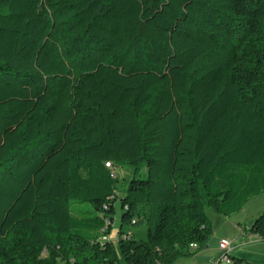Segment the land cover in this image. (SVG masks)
Segmentation results:
<instances>
[{"label": "trees", "instance_id": "16d2710c", "mask_svg": "<svg viewBox=\"0 0 264 264\" xmlns=\"http://www.w3.org/2000/svg\"><path fill=\"white\" fill-rule=\"evenodd\" d=\"M262 192L264 0H0V264H174Z\"/></svg>", "mask_w": 264, "mask_h": 264}, {"label": "rangeland", "instance_id": "374dc122", "mask_svg": "<svg viewBox=\"0 0 264 264\" xmlns=\"http://www.w3.org/2000/svg\"><path fill=\"white\" fill-rule=\"evenodd\" d=\"M115 169L117 170V175L120 177V182L116 189L118 195L121 197L127 193L129 180L133 172L130 168L125 166H117ZM139 175L145 176V170L142 169ZM89 206L90 204L87 202L77 203L74 205L73 209L75 213H78L79 209L88 208ZM116 208L117 211L114 215L115 223L112 234L116 244H118L115 235L120 226L122 214V207L119 199L116 201ZM263 209L264 192L252 197L241 210L229 215L219 213L207 207L206 213L213 226V233L208 243L209 246L202 248L193 255L178 257L174 264H214L221 256L219 242L222 238H228L232 241V255L257 264H264V238L258 237L255 234L246 235L242 229L246 228L252 219L260 215ZM144 229L145 226L143 224H139L134 228L137 232H142ZM223 264H226V262L223 261Z\"/></svg>", "mask_w": 264, "mask_h": 264}, {"label": "built area", "instance_id": "2783aa9c", "mask_svg": "<svg viewBox=\"0 0 264 264\" xmlns=\"http://www.w3.org/2000/svg\"><path fill=\"white\" fill-rule=\"evenodd\" d=\"M106 165L108 167H112L111 162H106ZM115 175V174H113ZM244 230V228H242ZM192 246L196 247L197 244L193 243ZM219 249L221 250V256L220 258L214 262V264H223V261L226 262V264H229L232 259H231V253L233 251V244L232 241L228 238H222L219 242ZM104 264V263H102Z\"/></svg>", "mask_w": 264, "mask_h": 264}, {"label": "crops", "instance_id": "0c3cea01", "mask_svg": "<svg viewBox=\"0 0 264 264\" xmlns=\"http://www.w3.org/2000/svg\"><path fill=\"white\" fill-rule=\"evenodd\" d=\"M209 246V244L207 245V247Z\"/></svg>", "mask_w": 264, "mask_h": 264}]
</instances>
